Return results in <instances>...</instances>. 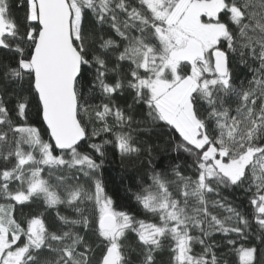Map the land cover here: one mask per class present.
<instances>
[{
  "label": "snow or ice",
  "instance_id": "obj_1",
  "mask_svg": "<svg viewBox=\"0 0 264 264\" xmlns=\"http://www.w3.org/2000/svg\"><path fill=\"white\" fill-rule=\"evenodd\" d=\"M0 264H264V0H0Z\"/></svg>",
  "mask_w": 264,
  "mask_h": 264
}]
</instances>
